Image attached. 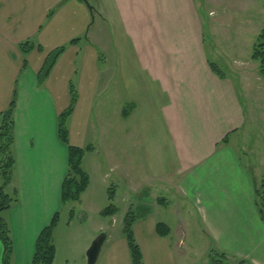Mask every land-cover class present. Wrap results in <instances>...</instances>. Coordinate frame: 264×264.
Returning <instances> with one entry per match:
<instances>
[{"label": "crops", "instance_id": "1", "mask_svg": "<svg viewBox=\"0 0 264 264\" xmlns=\"http://www.w3.org/2000/svg\"><path fill=\"white\" fill-rule=\"evenodd\" d=\"M202 12L195 0H0V114L17 94V174L9 189L20 200L3 215L14 242L12 264H32L41 232L56 214L60 223L69 150L58 121L72 86L78 100L70 143L93 147L83 160L90 184L80 202L93 188L106 197L118 188L126 203L135 195L150 201L139 206L140 216L130 203L123 217L124 224L129 212L136 216L145 264H188L183 241L192 214L210 251L232 264H264L256 206L264 148L252 143L253 162H244L236 147L248 124L264 123L258 97L264 91L255 88L264 77L254 70L253 81L242 71L236 84L212 71ZM23 44L33 47L26 55ZM64 45L50 75L40 78L50 54ZM117 208L112 218L121 215ZM172 210L175 226L164 215ZM158 223L170 228L169 236L158 234ZM115 241L97 264H132L124 233ZM3 255L0 240V264Z\"/></svg>", "mask_w": 264, "mask_h": 264}, {"label": "rangeland", "instance_id": "2", "mask_svg": "<svg viewBox=\"0 0 264 264\" xmlns=\"http://www.w3.org/2000/svg\"><path fill=\"white\" fill-rule=\"evenodd\" d=\"M195 3L198 8L203 10L202 18L205 21L206 48L210 56L213 55L214 63L218 65L224 74L231 76L236 84L241 80L239 72L242 71L243 74H247L254 81V70L256 72L258 69L259 73V63L252 60L251 55L253 46L256 44L261 31L264 29V0H195ZM75 40L78 41L80 39ZM62 47L67 48V45ZM241 63L243 70L241 69ZM240 87L243 91L244 102L249 104L251 98L249 99L247 97L245 87L241 84ZM255 88L264 91V80L256 81ZM258 97L263 101L264 92ZM247 104L244 105L249 109ZM254 123L247 125L248 129L251 126L254 128L247 129V132L244 131L245 133H243L241 139L236 144L238 155H240L244 162H248L249 160L253 162L254 154L251 148L252 143H259L264 148V123L260 118ZM111 191L114 194L117 192V198L116 201L114 199V203L109 201V195L106 197L102 191H97L93 188L90 194L91 198H83L82 202H71L64 205L59 227L54 235L56 246L54 264H87V251L92 242L100 234L104 233L109 238V241H106L103 247L102 253L109 246L118 243L115 240L123 236V217L129 210L130 203L137 216L142 214L138 210L139 206L150 205V201L146 202L144 196L139 197L135 195L131 197L130 203H126V199L122 197V190L119 191L118 188H113ZM111 204L119 207V213L121 215L112 218V215L104 216L102 214V211ZM72 211H74L73 214ZM164 215L167 216L170 222L172 220L174 226L176 225L175 217L178 218L176 210H172V212L168 211ZM181 216L186 219L185 211L182 210ZM188 216H192V220L188 221L187 240L183 241L184 249H189L187 254L188 264H208L209 255L211 254L210 241L204 235L198 224L196 215L192 214Z\"/></svg>", "mask_w": 264, "mask_h": 264}, {"label": "trees", "instance_id": "3", "mask_svg": "<svg viewBox=\"0 0 264 264\" xmlns=\"http://www.w3.org/2000/svg\"><path fill=\"white\" fill-rule=\"evenodd\" d=\"M77 40L71 42L76 43ZM28 44V43H26ZM21 45L24 54H28L33 47ZM66 47L58 48L48 57L40 78H47L53 70L57 60L64 53ZM252 60L259 63V73L264 77V29L261 31L256 44L252 49ZM27 67V60L24 59L23 69ZM212 71L222 79H226L217 64L210 63ZM78 100L77 90L74 86L71 88V104L69 108L60 114L59 117V138L68 147L69 150V170L62 185V202L64 205L69 203H78L82 195L86 192L90 184V178L83 168V159L88 151L93 147L78 148L72 146L69 140V130L67 121L74 112L75 104ZM17 107V94L13 95L10 106L7 110L0 114V240L4 245L3 264H12L14 252V242L12 232L8 221L4 218V214L10 211L19 203L18 190L16 188L10 190L9 187L14 183L17 172V162L15 156V118L14 113ZM10 190V191H9ZM110 202H114L115 194L109 191ZM256 206L258 208L261 219L264 221V179L256 185ZM74 211H72L73 214ZM118 208L111 204L102 211L104 216L115 215ZM136 216L133 212H129L124 221L123 233L127 240L128 248L131 255L132 264H145L142 251L138 245L134 235V222ZM59 223V214H56L50 223L40 234L36 243V251L32 264H54L56 258V246L54 235ZM157 232L162 237L170 234V228L164 223L157 224ZM210 264H232L231 260L225 253L215 250L209 255Z\"/></svg>", "mask_w": 264, "mask_h": 264}, {"label": "water", "instance_id": "4", "mask_svg": "<svg viewBox=\"0 0 264 264\" xmlns=\"http://www.w3.org/2000/svg\"><path fill=\"white\" fill-rule=\"evenodd\" d=\"M85 2L88 5V7L92 10V7L89 6L88 2L87 1ZM106 239H107L106 234L102 233L92 242L90 248L87 251V264H97ZM239 264H246V263L244 260H241Z\"/></svg>", "mask_w": 264, "mask_h": 264}]
</instances>
